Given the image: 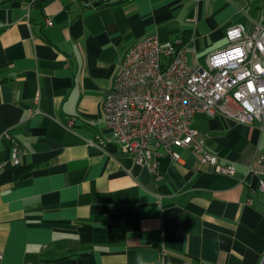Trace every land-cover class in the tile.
Listing matches in <instances>:
<instances>
[{
  "label": "crops",
  "instance_id": "obj_1",
  "mask_svg": "<svg viewBox=\"0 0 264 264\" xmlns=\"http://www.w3.org/2000/svg\"><path fill=\"white\" fill-rule=\"evenodd\" d=\"M88 1L0 0V173L14 145L29 167L0 184V264H264V130L199 112L235 175L181 147L156 175L109 141L102 107L138 39L204 62L230 26L264 25V0Z\"/></svg>",
  "mask_w": 264,
  "mask_h": 264
},
{
  "label": "built area",
  "instance_id": "obj_2",
  "mask_svg": "<svg viewBox=\"0 0 264 264\" xmlns=\"http://www.w3.org/2000/svg\"><path fill=\"white\" fill-rule=\"evenodd\" d=\"M228 36L225 47L193 65L185 45L161 42L154 34L131 44L102 101L105 124L113 133L109 141L121 144L138 165L156 175L160 156L180 159L178 147L200 153L217 173L235 175V166L208 152L203 134L193 126L195 114L202 112L264 130V25L257 22L248 30L234 24ZM66 126L74 127V120ZM2 136L13 140L9 131ZM21 156L14 145L11 162L21 163ZM259 188L264 194L262 179Z\"/></svg>",
  "mask_w": 264,
  "mask_h": 264
},
{
  "label": "trees",
  "instance_id": "obj_3",
  "mask_svg": "<svg viewBox=\"0 0 264 264\" xmlns=\"http://www.w3.org/2000/svg\"><path fill=\"white\" fill-rule=\"evenodd\" d=\"M28 169L29 167L22 165V163H7L0 173V184L20 179Z\"/></svg>",
  "mask_w": 264,
  "mask_h": 264
}]
</instances>
